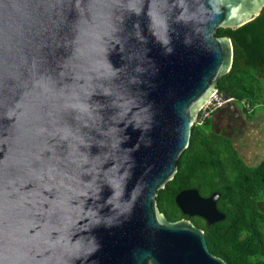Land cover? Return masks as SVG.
<instances>
[{
	"label": "water",
	"instance_id": "1",
	"mask_svg": "<svg viewBox=\"0 0 264 264\" xmlns=\"http://www.w3.org/2000/svg\"><path fill=\"white\" fill-rule=\"evenodd\" d=\"M264 0H0V264H228L157 192ZM214 192L175 196L213 223Z\"/></svg>",
	"mask_w": 264,
	"mask_h": 264
},
{
	"label": "trees",
	"instance_id": "2",
	"mask_svg": "<svg viewBox=\"0 0 264 264\" xmlns=\"http://www.w3.org/2000/svg\"><path fill=\"white\" fill-rule=\"evenodd\" d=\"M215 34L230 37L234 50L231 69L218 80V93L232 96L253 117L264 107V6L252 20L219 27ZM199 116L177 172L157 192L159 210L170 220L188 218L201 227L209 250L228 264H264V155L248 163L230 136L213 129L211 116L198 122ZM187 188L202 196L218 192L216 206L224 217L209 223L184 213L175 196Z\"/></svg>",
	"mask_w": 264,
	"mask_h": 264
},
{
	"label": "rangeland",
	"instance_id": "3",
	"mask_svg": "<svg viewBox=\"0 0 264 264\" xmlns=\"http://www.w3.org/2000/svg\"><path fill=\"white\" fill-rule=\"evenodd\" d=\"M233 105L231 103L224 104L213 114L218 120L214 121V125H216V129L221 128L232 136L242 157L248 163L255 164L264 153V141L262 140L264 123L258 117V112H261L263 107L259 106L255 116L249 118L240 104H235V107Z\"/></svg>",
	"mask_w": 264,
	"mask_h": 264
},
{
	"label": "built area",
	"instance_id": "4",
	"mask_svg": "<svg viewBox=\"0 0 264 264\" xmlns=\"http://www.w3.org/2000/svg\"><path fill=\"white\" fill-rule=\"evenodd\" d=\"M234 103L232 96H223L217 92H214L210 99L202 106L199 111V121L203 122L207 117L212 116L216 111L219 110L224 104Z\"/></svg>",
	"mask_w": 264,
	"mask_h": 264
},
{
	"label": "crops",
	"instance_id": "5",
	"mask_svg": "<svg viewBox=\"0 0 264 264\" xmlns=\"http://www.w3.org/2000/svg\"><path fill=\"white\" fill-rule=\"evenodd\" d=\"M231 104H234L233 106L235 107L236 105V103H231ZM232 106V105H231ZM255 114H256V111H255V113H254V115L253 116H255ZM214 117H215V119H214ZM258 117H259V119H261V122H263L264 123V107L262 108V110H261V112L259 111L258 112ZM228 119V118H227ZM211 120H212V127H213V129H215L216 131H221L222 129L221 128H219V129H216V125H214V121L216 122V116L215 115H212L211 116ZM218 121V120H217ZM263 129H264V127H263ZM262 140L264 141V131H263V136H262ZM264 155V153L262 154V156Z\"/></svg>",
	"mask_w": 264,
	"mask_h": 264
},
{
	"label": "flooded vegetation",
	"instance_id": "6",
	"mask_svg": "<svg viewBox=\"0 0 264 264\" xmlns=\"http://www.w3.org/2000/svg\"><path fill=\"white\" fill-rule=\"evenodd\" d=\"M219 113H220V115H222L221 112H219ZM221 132L224 133V134H226L227 136H230V135H228V134H227L225 131H223V130H221ZM230 137H231L232 140H233V137H232V136H230Z\"/></svg>",
	"mask_w": 264,
	"mask_h": 264
}]
</instances>
